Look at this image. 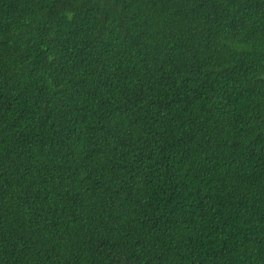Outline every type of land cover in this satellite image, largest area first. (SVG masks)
<instances>
[{
  "label": "trees",
  "instance_id": "trees-1",
  "mask_svg": "<svg viewBox=\"0 0 264 264\" xmlns=\"http://www.w3.org/2000/svg\"><path fill=\"white\" fill-rule=\"evenodd\" d=\"M0 264H264V0H0Z\"/></svg>",
  "mask_w": 264,
  "mask_h": 264
}]
</instances>
